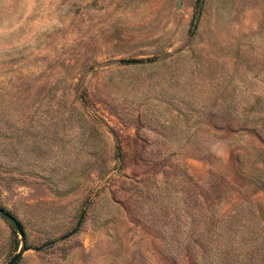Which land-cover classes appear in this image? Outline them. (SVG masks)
Masks as SVG:
<instances>
[{
  "label": "rangeland",
  "instance_id": "1",
  "mask_svg": "<svg viewBox=\"0 0 264 264\" xmlns=\"http://www.w3.org/2000/svg\"><path fill=\"white\" fill-rule=\"evenodd\" d=\"M0 207L17 264H264V0H0Z\"/></svg>",
  "mask_w": 264,
  "mask_h": 264
},
{
  "label": "water",
  "instance_id": "2",
  "mask_svg": "<svg viewBox=\"0 0 264 264\" xmlns=\"http://www.w3.org/2000/svg\"><path fill=\"white\" fill-rule=\"evenodd\" d=\"M0 215L7 218L10 222L13 223L15 229L20 234L22 238L23 243V250L19 251L17 254H15L11 260L8 262V264H16L24 255V253L28 250L26 247V233L23 227V224L10 212L6 211L4 208L0 207Z\"/></svg>",
  "mask_w": 264,
  "mask_h": 264
},
{
  "label": "trees",
  "instance_id": "3",
  "mask_svg": "<svg viewBox=\"0 0 264 264\" xmlns=\"http://www.w3.org/2000/svg\"><path fill=\"white\" fill-rule=\"evenodd\" d=\"M1 217H3L8 223H10L11 224V226L13 227V231H14V233H16V229H15V227H14V225H13V223L12 222H10L7 218H5L4 216H1ZM17 234V233H16ZM27 247V246H26ZM18 263V262H17ZM16 263V264H17Z\"/></svg>",
  "mask_w": 264,
  "mask_h": 264
}]
</instances>
